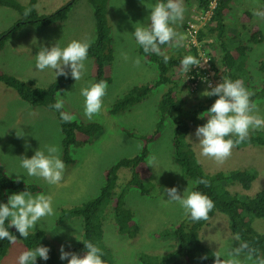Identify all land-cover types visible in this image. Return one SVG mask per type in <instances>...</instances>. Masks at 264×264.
<instances>
[{"label": "rangeland", "instance_id": "1", "mask_svg": "<svg viewBox=\"0 0 264 264\" xmlns=\"http://www.w3.org/2000/svg\"><path fill=\"white\" fill-rule=\"evenodd\" d=\"M18 1L26 4L28 0ZM69 1L37 0V4L40 5L39 10L42 13L49 14ZM199 1L184 2L186 8L184 21L176 25L177 31L184 36L183 44L186 46L198 45L196 35L209 18V13H203L199 9ZM156 2V0H143V3L141 0H108L104 19L110 26L114 57L111 68L112 83L108 85L102 113L92 119L100 121L103 132L90 144L72 151L75 163L66 165L64 179L60 185L53 186L43 179L27 177L26 170L20 167L19 159L24 156L31 158L36 150L40 148L46 150L47 145H58L61 149L62 133L56 114L46 108H33L22 100L15 90L0 82V160L12 177L17 178V175H20L22 180L37 182L44 187V194L53 196L55 216L42 220L37 228L30 232H44L46 247L56 252L59 264H69L68 260L60 259L61 246H64L65 251L75 253L77 246L83 241L81 219L68 216L58 223L61 211L69 210L96 197L106 184V174L112 165L122 158L136 155L141 149L138 146L143 145L138 137H150L157 124V104L163 89L157 90L141 104L119 115L111 116L108 113V107L123 93L153 81L158 76L156 68L148 65L139 54L135 38L131 35L135 31L136 23H149L147 18L150 10L147 6ZM246 10L253 14L254 10L264 11V6L260 0H236L228 22L231 35H234L237 29L242 31L240 15ZM253 16L254 24L264 31V20ZM18 19L19 14L15 10L0 7V34L9 30ZM72 40H90L91 43L96 40L93 7L88 0L78 1L64 23L47 27L25 26L18 30L6 43L4 49L0 50V70L22 81L35 79L40 86L47 89L56 80L55 72L51 69L38 71L35 56L38 55L41 47L51 48L58 43L63 48ZM173 47L177 48L169 45L170 49ZM169 48L164 46L165 51ZM122 52L127 53V60L121 55ZM137 57L141 58L138 67L134 65ZM251 58L250 70L255 74V82L259 83L261 75L258 72V65L264 58V44L254 47ZM200 59L203 66H196L197 71L189 82L190 93L186 99L190 102L204 98L201 94L211 90L209 82L213 87L223 82L221 73L211 69L207 54L202 52ZM86 67L87 72L84 77L78 82L75 81L67 91H64L60 99L64 100V106L69 111H73L74 116L89 120L84 115V97L80 94V90L92 84L94 67L90 60L86 62ZM66 71L71 75L70 69ZM256 101H259V111L264 116V99L258 98ZM197 128L191 126L187 142L191 144L196 162L202 166L205 173L247 169L257 175L250 190H244L240 184L228 185V190L241 198H251L264 189L263 147H235L232 155L220 164L212 158L200 155L199 140L195 136ZM174 131L175 123L168 122L163 127L159 138L150 144V156L155 155L159 161V166L150 170L152 176L148 184L151 186V195L143 196L135 189L126 193V206L134 213L140 227L137 237L129 239L118 234L113 224V209L110 204L105 208L103 245L109 251L113 264H140V261L143 264L147 262V259L168 255L178 247L172 229L186 215L178 204L164 203V199L167 200L168 196L163 193V189L176 187L183 196L189 186L192 190L194 182L184 177L182 166L175 158ZM130 133L136 137H130ZM125 171L119 172L120 178L125 176V173H121ZM127 177L128 172L121 180ZM253 227L257 232L264 234V219L255 218ZM200 236L204 246L213 253L220 251L223 254L237 243L231 233L229 219L220 213H216L209 224L201 229ZM25 250L23 244L16 241L0 260V264H17L19 254ZM36 264H46V262L38 257Z\"/></svg>", "mask_w": 264, "mask_h": 264}, {"label": "trees", "instance_id": "2", "mask_svg": "<svg viewBox=\"0 0 264 264\" xmlns=\"http://www.w3.org/2000/svg\"><path fill=\"white\" fill-rule=\"evenodd\" d=\"M77 1L79 0H70L49 14L33 9L29 16H25V10L37 4V0H28L26 4H21L18 0H0V7L15 10L19 14L17 22L9 30L0 34V50L4 49L6 43L16 32L25 26L47 27L66 22ZM188 1L184 0V2ZM235 1L200 0L199 9L203 13H209V18L196 35L198 45L186 46L183 44V48L173 47L174 50L170 49L169 45H164L169 48L168 51L164 50V46L162 48L164 54L169 57L167 63L164 62L163 56L144 53L142 47L137 44L139 54L148 65L156 68L158 76L153 81L123 93L108 107V111L112 115H118L141 104L157 90L163 89L157 104L158 121L154 131L149 135L150 137H138V140L143 142V147L136 155L122 158L112 165L106 174V184L96 197L79 206L61 211L58 223L68 216L81 219L83 241L75 250V253L81 257L86 253L83 242L91 241L102 248L105 264H113L109 251L103 245L105 221L103 213L109 204L113 209V224L116 232L129 239L137 237L140 227L135 220L134 213L126 206V193L135 189L143 196L151 195V186L148 184L149 178L152 176L150 171L152 169L148 167L150 144L159 138L163 127L171 121L175 123L173 133L174 154L182 166L184 177L194 182L192 190L200 191L214 201L215 210L210 213L208 221L193 222L188 216H185L172 229L173 237L178 243L177 249L163 257L147 259V262H143V264H215L213 252L202 243L200 231L209 224L216 213L223 214L229 219L230 230L234 236L239 234L243 241L248 242L258 250L259 256L264 257V234L257 232L253 227L255 218L264 219V189L251 198H241L228 190V185L233 184H240L244 190H250L257 175L247 169L207 174L202 166L196 162L193 148L187 142L191 126L199 127L207 122L206 118L200 119L199 117L211 108L218 97H204L202 100L187 101L186 96L190 93L189 82L197 69L196 66H193L187 74L182 71L180 62L186 55H194L200 59L202 52L206 53L214 72H220L223 78L243 80L245 86L255 92L252 97L254 101L258 98L264 99V58L259 61L258 65V72L261 75L259 83L255 82V74L250 70L251 53L254 47L264 44V31L257 24H254L253 14L246 10L240 15L244 34L239 29L234 35L230 34L229 30L231 29L228 22ZM260 1L264 6V0ZM88 2L93 7L96 27V40L91 43L88 56V60L94 67L92 83L103 80L110 85L112 83L111 68L114 57L111 48L110 26L104 19V14L107 13L108 0H88ZM170 51L173 53L182 52L183 54H173ZM0 82L15 90L19 97L32 107L46 108L56 113L62 133L61 159L65 165L75 163L72 157L73 150L90 144L92 139L103 131L100 124L79 120L64 106L62 111L68 112L74 117L71 123H65L61 120L60 112L50 107L60 98L65 89L74 83L71 75L59 76L47 89H44L45 87L38 85L34 79L22 81L16 76L0 70ZM130 137L135 138L136 136L130 133ZM242 146L264 148V131L252 132L250 138L236 148ZM121 170H126L121 172L125 173V176L128 172V177L124 180L121 178L125 176L121 178L119 176ZM199 179L207 180L208 186L196 184ZM16 180L17 178L9 174L0 160V203H7L8 197L12 193L26 190L32 192L33 195L44 193V187L37 182H29L21 178L20 182L17 183ZM5 226L7 227V222ZM9 231L17 236V241H20L26 250L33 249L38 245L46 247L43 231L30 232L26 239L21 237L14 227L10 228ZM11 246L12 244L6 239L0 240V260L7 254ZM204 256H207L208 259H201ZM49 257L45 261L46 264H59L57 254L52 248ZM140 264H142L141 261Z\"/></svg>", "mask_w": 264, "mask_h": 264}, {"label": "clouds", "instance_id": "3", "mask_svg": "<svg viewBox=\"0 0 264 264\" xmlns=\"http://www.w3.org/2000/svg\"><path fill=\"white\" fill-rule=\"evenodd\" d=\"M141 2L143 3V0ZM147 7L150 10L147 18L149 23H136L135 31L131 35L142 47L144 53L163 56L164 62L167 63L169 57L162 51L163 46L181 47L183 45L184 36L177 31L176 25L182 24L185 18L184 0H157L156 3ZM39 8L40 5L35 4L26 9L24 15L29 16L33 9L38 11ZM253 15L264 20V11L254 10ZM90 47V40H72L63 48L58 43L51 48L41 47L38 55L35 56L36 69L40 72L47 69L54 70L56 79L58 76L67 77L69 72L66 69H70L71 78L74 82H78L87 72L86 62ZM121 55L125 60L128 59L127 53L122 52ZM201 61L194 55H186L180 62L181 69L187 74L193 66L202 67ZM140 63L141 58H135L134 65L138 67ZM37 84L39 85L38 82ZM72 85H69L65 91ZM209 88L210 91L206 90L201 95L215 96L218 99L207 112L199 117L206 118L207 122L196 129L195 136L199 140L200 155L222 164L232 155L235 147L250 138L252 132L264 130V116L260 114L259 101L252 99L255 92L247 88L243 80L224 77L223 82L215 87L209 82ZM107 89L108 83L103 80L82 88L80 94L84 97V115L89 120L78 118L76 115L75 118L84 122L98 123L103 128L100 121L92 119L102 113ZM64 103L63 99L58 98L50 107L60 112L63 122L71 123L74 119L73 111L67 109L73 115L62 111ZM53 113L56 114L54 111ZM109 115L112 116L110 113ZM138 147L142 148L143 145ZM45 148L46 150L41 148L36 150L31 158L19 157L20 167L26 170L27 177L40 178L49 185L58 186L63 181L66 170L65 162L61 159V149L58 145H47ZM158 166L157 157L150 156L148 167L154 169ZM16 182H20V175H17ZM196 184L207 187L209 182L199 179ZM163 193L168 196L167 200L164 199V203L178 204L193 222L208 221L210 213L215 210L214 201L200 191L191 190V186L187 188L183 196L176 187L165 188ZM55 214L54 198L51 194L33 195L28 190L11 194L7 203H0V240L6 239L10 244H15L17 236L9 231L13 227L21 237L26 239L30 231L36 229L42 220L53 217ZM76 239L79 240L77 237ZM234 240L237 243L225 253L222 254L220 251L213 253L215 264H264V257L259 256L258 250L243 241L239 234L234 236ZM83 243L86 248L83 257L77 253L67 252L64 246H61L60 259L68 260L69 264H105L104 252L98 244L91 241ZM49 252L50 248L38 245L33 249L22 251L18 256L17 264H36L38 257L47 261L50 258ZM201 259H208V257L204 256Z\"/></svg>", "mask_w": 264, "mask_h": 264}, {"label": "bare ground", "instance_id": "4", "mask_svg": "<svg viewBox=\"0 0 264 264\" xmlns=\"http://www.w3.org/2000/svg\"><path fill=\"white\" fill-rule=\"evenodd\" d=\"M208 9V8H207ZM81 34V33H80ZM79 35V34H78Z\"/></svg>", "mask_w": 264, "mask_h": 264}]
</instances>
